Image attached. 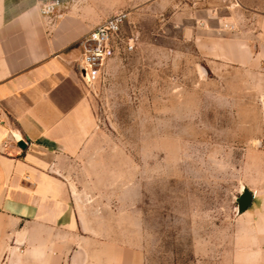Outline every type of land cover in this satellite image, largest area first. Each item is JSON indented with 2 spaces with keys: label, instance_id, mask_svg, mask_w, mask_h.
I'll return each instance as SVG.
<instances>
[{
  "label": "rangeland",
  "instance_id": "obj_1",
  "mask_svg": "<svg viewBox=\"0 0 264 264\" xmlns=\"http://www.w3.org/2000/svg\"><path fill=\"white\" fill-rule=\"evenodd\" d=\"M237 1L249 8L255 0ZM98 3L128 11L126 30L137 42L86 84L99 136L86 156L72 159L88 187L76 192L97 199L109 231L144 264H234L238 253L256 247L264 225L257 79L208 68L186 38L188 24L173 18L193 7L189 0ZM243 188L263 194L239 215Z\"/></svg>",
  "mask_w": 264,
  "mask_h": 264
},
{
  "label": "crops",
  "instance_id": "obj_2",
  "mask_svg": "<svg viewBox=\"0 0 264 264\" xmlns=\"http://www.w3.org/2000/svg\"><path fill=\"white\" fill-rule=\"evenodd\" d=\"M44 1L20 9V0H0V264H144L109 231L97 199L76 192L88 187L72 170V159L86 156L99 136L78 43L117 12L98 0H73L43 18ZM188 6L174 13L176 23L188 24L186 38L209 69L257 79L264 126V0L249 8L237 0ZM256 143L264 147V134ZM250 191L251 209L263 191ZM256 233V247L234 264H264V225Z\"/></svg>",
  "mask_w": 264,
  "mask_h": 264
},
{
  "label": "built area",
  "instance_id": "obj_3",
  "mask_svg": "<svg viewBox=\"0 0 264 264\" xmlns=\"http://www.w3.org/2000/svg\"><path fill=\"white\" fill-rule=\"evenodd\" d=\"M68 2L64 0H47L40 7L43 18L60 14ZM130 14L119 11L105 19L93 30L84 35L78 46L81 59L78 70L88 84L98 81L109 61L115 57H123L135 50L137 38L126 30Z\"/></svg>",
  "mask_w": 264,
  "mask_h": 264
},
{
  "label": "water",
  "instance_id": "obj_4",
  "mask_svg": "<svg viewBox=\"0 0 264 264\" xmlns=\"http://www.w3.org/2000/svg\"><path fill=\"white\" fill-rule=\"evenodd\" d=\"M19 147L25 150L27 146L25 142H20ZM253 199H254V194L249 189L243 188L241 194L236 199L237 213L240 215L245 211H247L251 207L253 203Z\"/></svg>",
  "mask_w": 264,
  "mask_h": 264
}]
</instances>
